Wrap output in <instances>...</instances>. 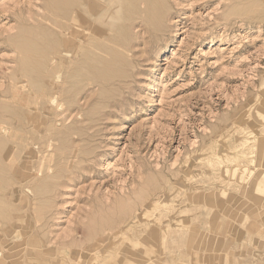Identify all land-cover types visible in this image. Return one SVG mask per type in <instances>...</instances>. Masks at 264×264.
I'll return each instance as SVG.
<instances>
[{
    "label": "rangeland",
    "instance_id": "374dc122",
    "mask_svg": "<svg viewBox=\"0 0 264 264\" xmlns=\"http://www.w3.org/2000/svg\"><path fill=\"white\" fill-rule=\"evenodd\" d=\"M69 2L0 0V264H264V0Z\"/></svg>",
    "mask_w": 264,
    "mask_h": 264
},
{
    "label": "bare ground",
    "instance_id": "6f19581e",
    "mask_svg": "<svg viewBox=\"0 0 264 264\" xmlns=\"http://www.w3.org/2000/svg\"><path fill=\"white\" fill-rule=\"evenodd\" d=\"M110 1L111 0H84V2H86V6H88V9H89L88 12H90L91 14L92 13L95 14L97 12H102V11H103V15H104V13L106 14L104 17H102L101 15L99 17L98 16L97 17H95V16L91 17V15L89 16V14H88V16H85L84 15V14H86L87 10L85 12V10H84V4L81 5L82 0H70L69 3H71V10H72L71 12L72 13H71V15L69 14V16L66 17V20H68L69 23H68L67 26H58V28H59V35H61V37H62L61 40L63 41L62 48L60 47V50H59V53H60L59 54V57L56 55L57 58L59 59V62L60 63L61 62H65V61H71V63L73 61L74 62H76V61L79 62V60H81L80 57L82 55H87L88 54V52H89L88 49H90L89 45H92V42L95 40V37H98L99 36L102 39V37L106 33V31H105V29H106L105 27L106 26L105 25H107V23H109V20H110V19H108V17L111 18V16H110L111 9L108 7ZM108 27H107V29H108ZM102 40L105 41L106 39H102ZM87 46L89 47L88 49H87ZM97 48L101 49L100 46H97ZM56 49H58V48H56ZM82 51H84V52H82ZM53 62H54V59H53ZM54 63H52V64H54ZM52 64H50V65H52ZM68 65H70V63L69 64L67 63V66ZM54 67H53V69H54ZM57 67H56V72H58L57 70L59 69V68L57 69ZM74 69H76V68H74ZM58 89L59 88L57 87V90H56L57 92H59ZM54 93L55 92H52L53 95H55ZM58 94L60 95V93H58ZM52 97H55V96H52ZM12 152H13V150H12ZM12 156H13V153H12ZM9 158H10V156H9ZM14 159L15 158H13L12 161H14ZM15 164H16V162H15ZM13 165H14V163H13ZM15 170H16V168H15ZM252 172H253V170H252ZM256 181H257V178H256ZM23 231H21V232L23 233ZM19 246H20V244H19ZM21 247H23V246H21ZM3 248H4V246H3ZM5 249H7V245H6V248ZM17 250H19V249H17ZM14 252H16V251L14 250ZM13 256H15V255H13ZM9 257H11V256H9Z\"/></svg>",
    "mask_w": 264,
    "mask_h": 264
}]
</instances>
